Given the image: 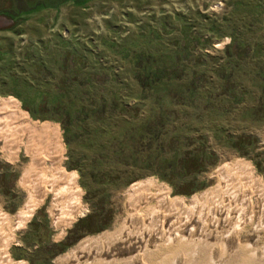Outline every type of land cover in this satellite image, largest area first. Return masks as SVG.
<instances>
[{
	"label": "rangeland",
	"instance_id": "obj_1",
	"mask_svg": "<svg viewBox=\"0 0 264 264\" xmlns=\"http://www.w3.org/2000/svg\"><path fill=\"white\" fill-rule=\"evenodd\" d=\"M141 35L158 42L140 46ZM121 46L129 51H161L162 55L173 50L189 51V67L198 54L219 56L227 46L226 51H264V0H0V97L15 102L27 121L56 135L61 163L85 205V211L59 234L50 215V193L38 199L42 183L36 169H30L24 138L8 127L13 124L11 120L0 122V217L7 219L33 201L37 203L15 237L2 227L9 264H54L73 246L102 239L122 211L125 190L140 182L166 188L174 203L201 199L215 191L217 168L239 163L248 170L250 183H258L264 190V123L244 120L240 110V106L256 102L257 91L252 74L242 71L259 64L247 57L238 60L234 76L246 90L238 105L231 107L214 99L213 110L197 112L182 105L180 99L171 102L166 83L149 91L148 98L140 99L138 88L126 73L128 65L110 52ZM68 51L82 61L79 77L85 78L80 80L81 86L94 85L89 88L90 94L82 97V103L90 104L100 91L104 96L113 91L120 104L116 114L104 119L99 128H94L96 123L88 118L87 130L66 143L56 114L45 111L39 101H49L56 87H65L62 99L72 102L69 99L75 90L71 87L76 84L66 74ZM211 64L208 57L205 66ZM104 68H108V78L118 71L120 82L110 81L112 90L109 82H102ZM41 90L49 93L41 95ZM172 109L174 120L169 134L177 136L176 162L185 167L184 173L175 177L162 176L163 154L159 150L170 147V139L158 147L155 142H140L136 135L141 127L136 123L140 115L154 117ZM214 124L230 135L232 145H223L213 136ZM172 125L177 128L176 134H172ZM248 139L250 144H246ZM202 145L212 156L205 160L203 170L191 175L190 169L201 156H190L187 151ZM117 149H122L118 155L114 152ZM6 164L11 165L9 170ZM194 185L197 188L188 192Z\"/></svg>",
	"mask_w": 264,
	"mask_h": 264
},
{
	"label": "bare ground",
	"instance_id": "obj_2",
	"mask_svg": "<svg viewBox=\"0 0 264 264\" xmlns=\"http://www.w3.org/2000/svg\"><path fill=\"white\" fill-rule=\"evenodd\" d=\"M0 114V122L11 120L8 127L24 138L30 169H36L42 183L37 197L50 193L52 223L63 233L85 205L61 163L56 135L27 121L18 105L3 97ZM214 174L213 193L179 203L171 202L162 186L140 182L128 187L112 229L94 243L73 246L54 264H264V190L250 183L248 170L239 163ZM36 204L0 217V264H9L2 227L15 237Z\"/></svg>",
	"mask_w": 264,
	"mask_h": 264
},
{
	"label": "trees",
	"instance_id": "obj_3",
	"mask_svg": "<svg viewBox=\"0 0 264 264\" xmlns=\"http://www.w3.org/2000/svg\"><path fill=\"white\" fill-rule=\"evenodd\" d=\"M140 37L138 41L140 46L148 42H158V39L154 40L156 38H149L147 35H141ZM227 47H225V51H220L221 54L219 56L207 55L205 53L198 54L195 56L190 67L186 65L188 64L186 63L188 62L187 58L192 56L189 51L184 53L183 51L173 50L167 51L166 55H162L161 51H129L126 46H121L119 49L110 52L115 55L116 60L128 65V68H125L126 73L133 85L138 88L140 99L148 98L150 92L159 87V85L166 83V85L170 86L171 99L169 100L171 102L172 99L176 100V102L180 99L182 105L192 107L197 112L205 110L209 112L213 110L212 101L214 99L225 101L231 107H235L241 102L246 90L241 89L242 85L240 86V81L234 76V68H237L238 60L247 57L251 63L259 64L255 69L242 71L243 74H252V78L255 81L254 86L257 89L256 102L240 106V110L245 115L244 120L251 123H264V51H226ZM65 57H68L71 64H69V67H66V74L71 76L70 82L76 84V86L71 87L75 90L73 98L69 99L72 102L66 103L62 99L67 91L65 87H56L55 91L52 92V99L49 101L42 99L39 101V104L41 107H46L47 110L45 109V111L56 114L57 120L63 130V139L68 143L81 136L82 132L87 130L86 126L88 123L86 121L88 118L96 123L94 128H99L104 119H108L116 114L117 105L120 103L116 101L113 91H110L111 93L108 96H104L103 92L100 91L99 95L96 98L94 97L95 100L93 102L84 105L81 99L90 94L89 88H94V85L89 84V87L81 86V81L85 77H79L81 75L80 63L82 64V61L78 62L76 53L68 51ZM208 57L212 58V64L206 67ZM107 70L108 68L103 69L104 78L102 82H120L118 81L117 70L115 73H110L109 78L107 77ZM210 73L213 75L211 76ZM76 77H79L78 80ZM85 88H87L86 91H84ZM112 88L111 84L109 90H112ZM39 93L44 95L45 93H49V91L41 90ZM159 98L160 101L162 98ZM23 107L29 110L27 106ZM124 110L126 111V109ZM201 115L197 117L198 121ZM47 117L51 116L48 115ZM173 120V109L160 111L154 117L140 115L136 120V123L141 126L136 133L140 142H147V144L155 142L158 143V147H161L168 143L170 139V144L172 145L159 150L163 154V156H160L161 165L163 166L162 176H179L184 173L185 168L184 165H177L176 162L179 152L174 143L177 141V136L169 134V125L173 124ZM176 130L177 128L174 126L172 134H176ZM212 132L213 136L221 141V144H231L230 135L223 133L221 125L214 124ZM251 142L248 139V143L246 144H250ZM120 151L122 149H117L114 152L118 155ZM148 154L150 153L148 152ZM187 154L190 156L194 154L195 156H201L199 162L194 163L195 166L190 169L191 175L203 170L207 165L205 160L212 156V153L207 150L206 145L193 148V151H187ZM10 168L11 165H5L6 170ZM196 188L195 185L191 186L188 192Z\"/></svg>",
	"mask_w": 264,
	"mask_h": 264
}]
</instances>
